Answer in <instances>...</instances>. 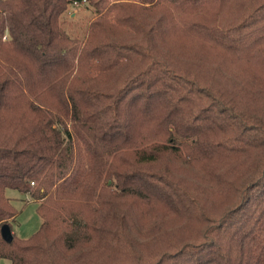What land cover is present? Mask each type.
I'll list each match as a JSON object with an SVG mask.
<instances>
[{
    "label": "trees",
    "instance_id": "trees-1",
    "mask_svg": "<svg viewBox=\"0 0 264 264\" xmlns=\"http://www.w3.org/2000/svg\"><path fill=\"white\" fill-rule=\"evenodd\" d=\"M1 260L264 264V0H0Z\"/></svg>",
    "mask_w": 264,
    "mask_h": 264
},
{
    "label": "rangeland",
    "instance_id": "rangeland-1",
    "mask_svg": "<svg viewBox=\"0 0 264 264\" xmlns=\"http://www.w3.org/2000/svg\"><path fill=\"white\" fill-rule=\"evenodd\" d=\"M114 1V0H110ZM96 16V9L93 6L76 7L71 6L63 18V27L72 37L84 38L88 26ZM6 195L12 202L18 214L14 220L4 226L11 230L17 237L27 239L39 229L42 219L37 212L39 201L31 199L29 196L22 195L17 190L8 189ZM0 264H11L9 260H1Z\"/></svg>",
    "mask_w": 264,
    "mask_h": 264
},
{
    "label": "water",
    "instance_id": "water-1",
    "mask_svg": "<svg viewBox=\"0 0 264 264\" xmlns=\"http://www.w3.org/2000/svg\"><path fill=\"white\" fill-rule=\"evenodd\" d=\"M9 230L6 228V231H4V233L6 234V235H8V232Z\"/></svg>",
    "mask_w": 264,
    "mask_h": 264
}]
</instances>
